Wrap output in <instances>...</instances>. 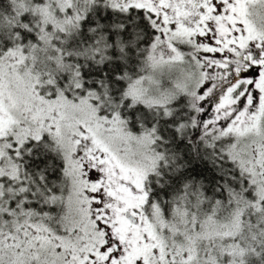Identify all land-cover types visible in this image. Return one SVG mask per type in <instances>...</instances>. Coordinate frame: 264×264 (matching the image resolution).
Returning a JSON list of instances; mask_svg holds the SVG:
<instances>
[{
  "label": "snow or ice",
  "instance_id": "6c2138e0",
  "mask_svg": "<svg viewBox=\"0 0 264 264\" xmlns=\"http://www.w3.org/2000/svg\"><path fill=\"white\" fill-rule=\"evenodd\" d=\"M0 264H264V0H0Z\"/></svg>",
  "mask_w": 264,
  "mask_h": 264
}]
</instances>
